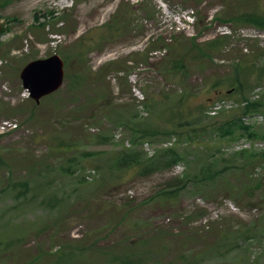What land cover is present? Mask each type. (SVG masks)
Here are the masks:
<instances>
[{"label":"rangeland","instance_id":"374dc122","mask_svg":"<svg viewBox=\"0 0 264 264\" xmlns=\"http://www.w3.org/2000/svg\"><path fill=\"white\" fill-rule=\"evenodd\" d=\"M263 18L264 0H0V264H264ZM54 55L64 83L36 104L21 71Z\"/></svg>","mask_w":264,"mask_h":264},{"label":"trees","instance_id":"16d2710c","mask_svg":"<svg viewBox=\"0 0 264 264\" xmlns=\"http://www.w3.org/2000/svg\"><path fill=\"white\" fill-rule=\"evenodd\" d=\"M262 17H260L261 19ZM259 19V23L257 24V26L260 27L261 26H264V22L261 21ZM264 19V18H263ZM227 36H219L211 41H208L207 43H205L203 46H199L195 43V40H193L192 44L194 45V48H197L198 51H200L201 53H204L203 56L207 55V54H211L215 51H221L223 49L224 46H226V39ZM184 57L186 56L187 54V51H184ZM183 59V58H182ZM182 59H178L176 60V66L180 64V61ZM260 58L259 59H253L252 60V63H253V69L255 70H258L257 74L255 75L254 77V83L251 85V88L250 90H254L257 88V86H260L262 84V81H263V78H264V72L263 73H259L260 69L262 68V65L259 64L260 62ZM250 67L246 65H242V64H239V74L237 75V80L239 79L241 81V86H243V82L241 80V78H239L242 74H246V77L249 75V72H248V69ZM228 91H242V88H238V86H234V85H231V89H229ZM243 93V92H242ZM261 103L259 101H247L246 105L244 107H240V111L238 112L241 116H239V122L241 124H244V122L242 121V118L243 116H245L246 114H250L252 112H256L257 110L261 109ZM264 106V105H263ZM204 112V111H203ZM185 120L189 121L190 120V117H192V115L190 113H187V116H183ZM225 125H227L226 123H224ZM219 126V125H218ZM227 126H231L230 124H228ZM242 129L244 128V130L248 133L251 134V137L252 138H258V136L255 134V133H252L251 132V128L249 126H242L241 127ZM213 130H219L222 132V134H226V133H231V130H226V128H224L223 126H219L218 129H213ZM159 134V131L157 129L153 130L150 132V136H157ZM174 152V151H173ZM176 154V157L173 158L172 160L173 161H178L181 159L180 155L175 152ZM175 154L173 153V155L175 156ZM218 160H216L217 162ZM168 164L170 163H167L166 160H160V165H163V166H168ZM152 168V167H151ZM207 169H204V174L207 173ZM211 171H214L213 169ZM27 186V185H26Z\"/></svg>","mask_w":264,"mask_h":264},{"label":"water","instance_id":"95a60500","mask_svg":"<svg viewBox=\"0 0 264 264\" xmlns=\"http://www.w3.org/2000/svg\"><path fill=\"white\" fill-rule=\"evenodd\" d=\"M21 79L31 97L40 103L43 97L57 91L62 86L64 62L58 55L32 61L22 70Z\"/></svg>","mask_w":264,"mask_h":264}]
</instances>
